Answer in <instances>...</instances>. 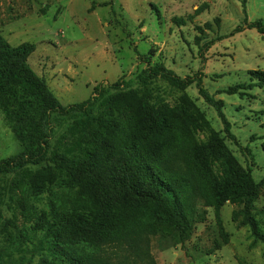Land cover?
Here are the masks:
<instances>
[{
    "label": "trees",
    "instance_id": "trees-1",
    "mask_svg": "<svg viewBox=\"0 0 264 264\" xmlns=\"http://www.w3.org/2000/svg\"><path fill=\"white\" fill-rule=\"evenodd\" d=\"M249 28L264 34L260 23ZM35 49L14 47L0 33V115L21 145L0 162V214L8 205L29 224L20 229L8 220L19 233H8L0 264H156L154 237L185 245L203 216L200 207L218 210L227 202L244 204L243 224L264 244L252 215L259 184L186 93L196 84L233 137L224 102L203 88L202 79L157 64L144 69L136 85L121 78L64 106L28 64ZM251 76L264 88V71ZM159 81L181 92L175 103L156 92ZM244 89L218 94L242 95ZM45 194L47 208L41 209L36 202Z\"/></svg>",
    "mask_w": 264,
    "mask_h": 264
},
{
    "label": "rangeland",
    "instance_id": "rangeland-1",
    "mask_svg": "<svg viewBox=\"0 0 264 264\" xmlns=\"http://www.w3.org/2000/svg\"><path fill=\"white\" fill-rule=\"evenodd\" d=\"M0 0V33L12 46L33 44L28 64L64 106L89 99L99 85L121 78L136 85L146 68L164 64L182 78L202 79L203 88L224 102L231 124L225 128L217 110L196 84L186 93L221 133L239 163L259 184L252 215L264 230V88L254 86L251 71H264V0ZM201 8L202 12L196 11ZM175 18L185 20L179 26ZM242 27L241 32L234 31ZM244 85L243 94H218ZM253 85L252 89H247ZM156 92L171 104L181 92L159 81ZM205 140V135L200 134ZM20 142L0 115V162L17 155ZM48 194L36 205L47 208ZM8 203V202H7ZM241 202L203 216L182 245L171 237L152 239L156 264H264V244L243 224ZM25 220L5 205L0 214V247L10 246ZM42 238V235H40ZM33 248V246H30ZM16 255L19 254L16 252Z\"/></svg>",
    "mask_w": 264,
    "mask_h": 264
}]
</instances>
